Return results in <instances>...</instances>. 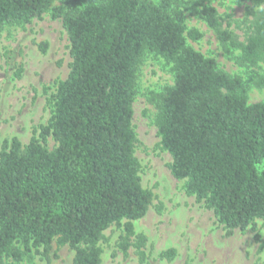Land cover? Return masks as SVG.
<instances>
[{"label": "trees", "instance_id": "16d2710c", "mask_svg": "<svg viewBox=\"0 0 264 264\" xmlns=\"http://www.w3.org/2000/svg\"><path fill=\"white\" fill-rule=\"evenodd\" d=\"M0 0V31L50 12L61 18L69 41V72L49 103L52 114L22 145L4 139L0 149V264L32 248L51 263L68 245L72 264H101V241L122 227L116 245L145 261L147 237L133 221L152 192L140 181L132 125L136 72L145 52L170 64L173 83L150 92L161 148L187 194L210 208L228 233L261 220L264 231V100L249 103L238 75L187 44L202 33L182 24L189 3L239 65L264 64V0H253L248 33L238 39L224 27L211 0ZM237 2L244 0H236ZM253 83L264 88V70ZM48 135L56 141L45 146ZM257 240L261 237L255 235ZM160 256L171 261L176 249ZM186 264V263H183Z\"/></svg>", "mask_w": 264, "mask_h": 264}, {"label": "rangeland", "instance_id": "374dc122", "mask_svg": "<svg viewBox=\"0 0 264 264\" xmlns=\"http://www.w3.org/2000/svg\"><path fill=\"white\" fill-rule=\"evenodd\" d=\"M157 3L158 0H151ZM62 3L54 0L53 6ZM224 27L243 40L248 33L250 11L258 8L253 0H211ZM183 10L182 24L186 29H198V40L187 37V44L206 56L213 57L217 67L230 75H238L247 86L249 103L264 100V88L253 80L264 70L258 66L239 65V50L226 52L215 33L201 17V6L189 3ZM69 41L61 18L50 12L21 24H5L0 31V149L4 139L17 137L22 145L39 126L46 125L52 114L49 103L57 82L69 72ZM170 64L152 52H145L136 72L132 125L136 135L135 156L140 163V181L152 192L146 213L133 221L136 232L147 237L145 261H140L134 249L124 255L117 247L122 227L116 224L105 231L101 241V264H264V231L261 220L245 229L230 233L217 220L213 211L194 195L186 193L184 180L175 178L169 164L170 154L161 148L155 124L156 107L149 102L150 92L158 93L173 83ZM56 141L48 135L45 146L54 148ZM261 237L257 240L255 235ZM173 247L176 256L168 261L161 251ZM52 243L50 264H72L74 251L64 245L56 251ZM32 248L16 262L3 257L2 264H48Z\"/></svg>", "mask_w": 264, "mask_h": 264}]
</instances>
